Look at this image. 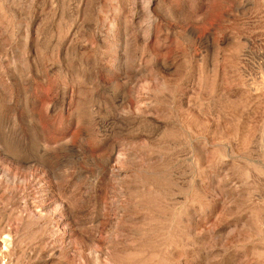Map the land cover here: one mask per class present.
<instances>
[{"label":"rangeland","instance_id":"rangeland-1","mask_svg":"<svg viewBox=\"0 0 264 264\" xmlns=\"http://www.w3.org/2000/svg\"><path fill=\"white\" fill-rule=\"evenodd\" d=\"M0 264H264V0H0Z\"/></svg>","mask_w":264,"mask_h":264}]
</instances>
